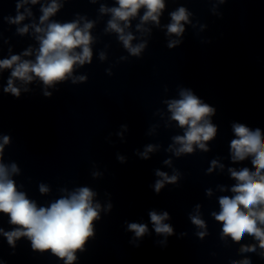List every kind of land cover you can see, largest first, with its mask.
Instances as JSON below:
<instances>
[{
	"label": "clouds",
	"instance_id": "clouds-1",
	"mask_svg": "<svg viewBox=\"0 0 264 264\" xmlns=\"http://www.w3.org/2000/svg\"><path fill=\"white\" fill-rule=\"evenodd\" d=\"M68 2L70 0H15V15L0 17L8 25L16 26L17 35L30 36L35 42L19 54H13L9 46L8 55L0 58V77L5 71L10 73L6 86L0 85L4 94L19 99L22 93L33 91L30 85L37 84L42 86V95L51 98L53 91L50 89L57 90L58 85L68 81L74 85L86 83L87 75H77V70L93 61V46L98 38L92 32L101 17H109L104 34H114L124 50L136 58H140L148 47L153 28L163 31L167 39L166 46L174 49L183 43L186 25L197 27L192 21L193 13L184 6L169 12L170 21L162 24L161 18L167 9L168 0H113L112 6H108L106 0H89L91 4L100 5L97 20H90L79 13L70 21L53 19ZM209 2L213 5L212 14L221 16L218 6L228 0ZM37 5L40 13L38 19L33 12V7ZM133 21H138L134 30ZM206 27L199 25L200 31ZM0 40L3 44H9L7 39H3L2 33ZM107 59V52L101 50L99 60L104 62ZM120 60H127V57L122 56ZM105 71L109 76L113 74L111 68ZM164 90L168 91L167 86ZM162 103L166 111L158 109L155 115L164 121L165 128L175 127L183 133L171 137L172 142L164 149L167 153L180 158L193 155L197 150L203 153L211 151L209 145L219 133V126L213 123L217 112L214 106L206 103L192 89L183 86L177 88L175 97L164 99ZM158 127L159 124L152 125L147 135H155ZM127 131L128 125L124 124L115 135L125 142L124 133ZM231 131V163L240 164L249 160L251 167L228 166L226 169V165L221 162L222 157L210 161L207 175L217 170L224 173L226 169L229 178L234 181L231 185L216 186V191L222 193L217 197L219 210L212 211L210 215L221 225L219 237L225 245L229 241L239 245L237 252L242 258L233 259L230 264H252L251 258L246 255L248 253H255L264 259V130L232 122ZM11 142L10 135L0 132V215L7 216V223L11 226V230L0 227V237L6 239L13 250L19 240L26 239L33 252L41 255L49 253L62 264H77L79 254L86 252L88 243L95 239V225L101 221V214L112 211L111 200L101 203L97 191L84 185L72 189L61 187L57 198L45 204L38 203L23 190L24 185L14 179L21 174L18 164L4 162L5 148ZM160 148L159 144L149 143L143 151L137 149L135 155L148 160ZM117 160L126 163V157L119 153ZM162 163L171 168L172 172L169 174L161 169L154 170L156 180L150 187L156 194L167 185H177L183 175L173 167L171 156ZM91 175L93 179H98L102 173L93 171ZM38 191L40 195L48 196L52 189L50 185L41 182ZM205 194L211 198L215 193L208 188ZM201 209L202 205L196 204L188 214V219L196 229L195 235L204 240L209 232ZM148 217L152 230L157 236L163 237L157 243L166 246L168 237L175 235L173 226L167 223L171 219L169 212L152 209ZM125 225V230L133 234L130 243L137 247L138 242L150 234L147 223L125 221ZM187 235L186 232L180 234L181 237ZM246 238L253 242L243 243ZM0 264H4V261L0 260Z\"/></svg>",
	"mask_w": 264,
	"mask_h": 264
}]
</instances>
